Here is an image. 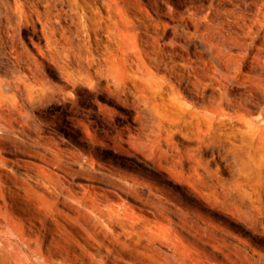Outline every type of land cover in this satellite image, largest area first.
I'll return each mask as SVG.
<instances>
[{
	"label": "rangeland",
	"instance_id": "rangeland-1",
	"mask_svg": "<svg viewBox=\"0 0 264 264\" xmlns=\"http://www.w3.org/2000/svg\"><path fill=\"white\" fill-rule=\"evenodd\" d=\"M120 1V42L87 25L106 0H54L57 49L25 30L48 89L3 154L62 209L38 211L45 248L69 264H264V0ZM207 62L226 85L193 82Z\"/></svg>",
	"mask_w": 264,
	"mask_h": 264
},
{
	"label": "bare ground",
	"instance_id": "bare-ground-1",
	"mask_svg": "<svg viewBox=\"0 0 264 264\" xmlns=\"http://www.w3.org/2000/svg\"><path fill=\"white\" fill-rule=\"evenodd\" d=\"M53 1L0 0V129L3 130L0 134V264H7L12 260L14 264H69L65 260L56 261L50 245L47 246L48 249L45 248L39 234L42 216L38 211L44 208L57 217L62 209L55 202L42 200L38 189L27 186L13 169L7 168L9 158L3 154L14 141L15 132L26 134L48 89L39 72L42 48L34 36H30V39L37 50L30 47L25 30L30 26L34 34L46 41L48 48H58L60 41L56 35L57 29L50 22ZM106 4L110 12L106 18L101 17L104 21L97 15L88 14L87 25L96 32L107 29L120 42L124 34L121 1L106 0ZM37 23L41 26L38 27ZM189 67L192 68L193 65ZM201 68L204 77L197 73L198 79L194 83L206 80L208 84L221 87L222 84L226 85L230 77L212 62H207ZM224 94L225 91L223 96ZM19 164L27 168L26 163ZM27 213L33 221L31 227L26 224ZM134 230V224L126 225L124 233L134 235ZM90 234L94 236L93 233ZM121 234L122 232H112L113 244L121 242ZM107 248L113 253L109 245ZM33 256L38 259L33 260Z\"/></svg>",
	"mask_w": 264,
	"mask_h": 264
}]
</instances>
